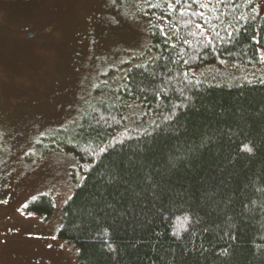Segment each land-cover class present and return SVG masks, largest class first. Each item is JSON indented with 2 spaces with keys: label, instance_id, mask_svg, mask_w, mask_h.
<instances>
[{
  "label": "trees",
  "instance_id": "trees-1",
  "mask_svg": "<svg viewBox=\"0 0 264 264\" xmlns=\"http://www.w3.org/2000/svg\"><path fill=\"white\" fill-rule=\"evenodd\" d=\"M135 3L150 56L55 147L80 176L57 236L77 264H264V0Z\"/></svg>",
  "mask_w": 264,
  "mask_h": 264
},
{
  "label": "rangeland",
  "instance_id": "rangeland-1",
  "mask_svg": "<svg viewBox=\"0 0 264 264\" xmlns=\"http://www.w3.org/2000/svg\"><path fill=\"white\" fill-rule=\"evenodd\" d=\"M30 2L0 4V260L77 264L57 232L79 169L55 147L149 58L147 25L135 0ZM125 112V127L142 124L138 106ZM40 194L54 202L48 218L25 209Z\"/></svg>",
  "mask_w": 264,
  "mask_h": 264
},
{
  "label": "flooded vegetation",
  "instance_id": "flooded-vegetation-1",
  "mask_svg": "<svg viewBox=\"0 0 264 264\" xmlns=\"http://www.w3.org/2000/svg\"><path fill=\"white\" fill-rule=\"evenodd\" d=\"M21 3H31V2L30 0H0V4L6 7L7 5L13 6V5L21 4ZM0 264H7V263L0 260Z\"/></svg>",
  "mask_w": 264,
  "mask_h": 264
},
{
  "label": "snow or ice",
  "instance_id": "snow-or-ice-1",
  "mask_svg": "<svg viewBox=\"0 0 264 264\" xmlns=\"http://www.w3.org/2000/svg\"><path fill=\"white\" fill-rule=\"evenodd\" d=\"M243 151L251 153L252 149L250 147H248L247 145H245L244 148H243ZM0 202H2V201H0Z\"/></svg>",
  "mask_w": 264,
  "mask_h": 264
},
{
  "label": "water",
  "instance_id": "water-1",
  "mask_svg": "<svg viewBox=\"0 0 264 264\" xmlns=\"http://www.w3.org/2000/svg\"><path fill=\"white\" fill-rule=\"evenodd\" d=\"M29 36L32 37V34H30Z\"/></svg>",
  "mask_w": 264,
  "mask_h": 264
}]
</instances>
